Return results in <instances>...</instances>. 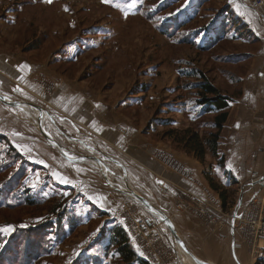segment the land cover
Instances as JSON below:
<instances>
[{
	"label": "rangeland",
	"instance_id": "obj_1",
	"mask_svg": "<svg viewBox=\"0 0 264 264\" xmlns=\"http://www.w3.org/2000/svg\"><path fill=\"white\" fill-rule=\"evenodd\" d=\"M9 6L19 11L17 15H6ZM241 13L245 12L237 0H1L0 43L49 59L53 68L48 70L55 76L37 80L40 87L41 79L56 84L51 93L43 90L46 96L68 81L109 94L124 109H133L137 118L147 116L142 127L149 121L157 131L154 138L178 153L184 152L165 137L168 131L194 128L202 136L214 132V117L192 115L200 81L190 76L194 70L203 72L231 100L218 158L206 159L218 174L227 167L232 170L233 198L248 201L264 179V39ZM236 23L246 26L242 34V27L234 28ZM8 35L15 37L12 43ZM11 97L7 99L22 101ZM38 106L46 112L42 117L33 108L0 103V264H128L106 247L108 231L114 225L124 227L133 202L145 209L128 194L132 189L124 167L100 148L97 139L69 131L70 125L56 117L58 112ZM43 129L78 159L75 162L97 169L90 170L110 192L109 202L87 197L78 178L62 184L44 166L47 154L34 148L29 153L27 138L35 137L66 159L45 139ZM82 156L97 157L105 164L98 166ZM215 182L220 188L229 187L224 181V187ZM27 197L36 205L28 206ZM155 216L171 239L169 245L159 232L164 244L176 253L171 264H188L165 223ZM25 242L32 244L23 260L20 249ZM9 251L13 255H7Z\"/></svg>",
	"mask_w": 264,
	"mask_h": 264
},
{
	"label": "crops",
	"instance_id": "obj_2",
	"mask_svg": "<svg viewBox=\"0 0 264 264\" xmlns=\"http://www.w3.org/2000/svg\"><path fill=\"white\" fill-rule=\"evenodd\" d=\"M237 4L245 12L241 13L242 17L248 23L256 26L257 28L253 27L254 31L264 39V6L254 9L251 0H237ZM17 11L9 6L6 15L15 16ZM14 39V36H7L9 43H12ZM0 44L4 46L1 47L0 45V94L2 96L6 98L15 96L17 100L40 104L48 110L50 108L51 112H58L56 117L62 120V123L70 125L67 126L69 131H75L84 139L86 137L97 139L100 148L102 150L106 148L111 158L124 167L123 170L132 191L161 210L169 218L186 247L202 261L210 264H255L249 250L234 233L230 220L210 229L191 211L180 212L176 209L177 197L187 192L193 193L202 200L207 199L204 192L209 185L204 173L207 172L208 158L202 164L185 153L174 151L169 143L157 141L154 138L157 131L153 125L149 124V121L145 127H142L143 120L147 116H143L141 119L137 118L136 112H131L133 109H124L123 106H120L121 102L109 94L96 93L89 88L86 90L75 86L73 81L64 83L62 80L63 83L60 84L57 92L52 96H46L37 80L43 75L51 78V80L53 75L55 76L54 71L48 70L49 66L51 69L53 68L49 59H43V56L38 53H25L19 47L16 48L8 42ZM138 122L140 125L136 124ZM71 125H74L73 128ZM27 140H29L27 143L30 146L29 153L34 148L37 152L48 155V159L43 164L62 184L74 183L73 180L78 178L87 197L100 202L103 200L109 202L111 194L98 181L100 177L95 171L96 168L91 166L95 170H90L91 168L83 166L85 165L83 162H75L78 159L73 155L71 156V153L66 150L61 151L69 161L61 158L52 146L45 144V142H39L35 137L33 139L27 138ZM89 150L93 152L92 149ZM157 150L173 153L177 160L186 165L195 182L187 181L166 170L154 157V152ZM218 155L217 152V156L213 158H218ZM222 159V157L219 158V160ZM231 172L234 173L227 167L222 174H218L213 169V165L211 168L212 177L220 183L219 185L224 187V183L229 184V187L226 186V188L231 187L225 177L226 173L235 180V175ZM95 175L98 177L96 181L93 180ZM102 176L105 179L103 174ZM161 182L168 188L166 194L159 192L158 185ZM240 202H242V196L234 199L231 212ZM130 206L135 207L131 214L137 220L149 221L151 226L154 223L157 224L158 231L171 245L168 233L162 224L158 223L159 220L151 211L146 207L141 209L134 202ZM131 244L140 256L141 251L136 247L133 240ZM178 249L188 264H195L180 247ZM184 263L175 262V264ZM148 264L152 263L148 262Z\"/></svg>",
	"mask_w": 264,
	"mask_h": 264
},
{
	"label": "built area",
	"instance_id": "obj_3",
	"mask_svg": "<svg viewBox=\"0 0 264 264\" xmlns=\"http://www.w3.org/2000/svg\"><path fill=\"white\" fill-rule=\"evenodd\" d=\"M251 2L254 9L264 6V0H251ZM40 85L47 93H51L56 88V84L47 83L45 79L40 80ZM154 157L166 170L187 181L195 182L192 173L172 154L157 150L154 152ZM258 183L259 192L248 201L240 202L231 213L224 212L219 195L210 187L204 192L207 197L205 200L188 192L178 196L176 209L180 212L191 211L210 229L230 220L234 233L249 250L251 257L262 261L264 260V179H260ZM158 189L161 194H166L168 190L164 183H160ZM123 226L140 249L143 259L152 264H171L175 260V251L164 244V238L155 223L151 226L149 221L137 220L134 215L128 213Z\"/></svg>",
	"mask_w": 264,
	"mask_h": 264
},
{
	"label": "trees",
	"instance_id": "obj_4",
	"mask_svg": "<svg viewBox=\"0 0 264 264\" xmlns=\"http://www.w3.org/2000/svg\"><path fill=\"white\" fill-rule=\"evenodd\" d=\"M234 25L236 30L240 31L239 28H243L241 30V34L246 28V26L240 23H236ZM37 47L38 46H34V49ZM190 77L198 78L200 81V83L197 84L198 96L193 102L194 112L192 115H195V119H200L202 116L205 117L209 115L214 117L212 126L214 132L202 136L198 130L194 128H187L181 132L176 130L168 131V134L165 137L171 140L172 144L180 148L182 152L204 164L208 155H211L212 157L217 156L220 135L229 117L231 100L229 97L224 96L222 92L211 81H209L203 72L194 70ZM192 115L191 117L193 118ZM168 123L169 124L166 126H170L171 121H168ZM3 139H5L4 136ZM204 176L209 184L210 189L219 195L224 212L231 213L230 209L234 202V193L230 192L232 186L230 188L225 187V189L220 188L217 186V184H215V179L211 175L205 172ZM225 177L231 185V183L234 181V178L228 175V173L225 174ZM26 203L31 207L36 205L35 200L28 197L26 199ZM108 233L109 237L107 239V250H112L119 258L128 264H148L146 261L140 258V256H138L133 246H131L132 244L130 236L122 226L114 225L110 228ZM41 239L44 240V238ZM30 244L32 243L25 242V244L21 245L20 252L23 254V260L29 255ZM37 249H41L39 245H37ZM7 255L13 254L11 251H9ZM258 264H264V260Z\"/></svg>",
	"mask_w": 264,
	"mask_h": 264
},
{
	"label": "water",
	"instance_id": "obj_5",
	"mask_svg": "<svg viewBox=\"0 0 264 264\" xmlns=\"http://www.w3.org/2000/svg\"><path fill=\"white\" fill-rule=\"evenodd\" d=\"M0 103L3 104V105H5V106H7V107L18 108V109L21 106H25V107H28V108H33L35 110H38V112L40 113V115H42V113L44 112V110L41 107H39L38 105H36V104H32V103L24 102V101H19V102H17V101H15V102L14 101H10L6 97L2 96L1 94H0ZM41 133L45 137L46 140H48L49 142L53 143L54 146L57 147L60 150V152L62 153L61 150H63V148L61 146H59V144L55 141V139L48 132L44 131V129H43V132L41 131ZM79 142H81L82 144H84V141H79ZM64 157L67 160H69L66 156H64ZM82 158L85 159V160L93 161L98 166H100L99 164L103 163V161L99 160V158H97V157L82 156ZM105 180L108 183V185H110L109 184V180L107 179L106 176H105ZM111 187L113 188L114 186H111ZM116 190L119 191V192H121V193H125L123 189L120 190V189L116 188ZM130 195L135 200L139 201L143 206H145L149 211H152L153 213H155V215H157L165 223V225L167 226V228L169 230V233L171 234L173 240L176 242L177 246L180 247L185 254L189 255L191 257V259L195 262V264H210L208 262H204L201 259H199L197 256H195L186 247V245L184 244V242L180 238L179 234L175 231V229H174L172 223L170 222L169 218L161 210H159L158 208H156L153 205H151L146 199H144L142 196H140L135 191H131ZM232 228H233V231H234L233 224H232Z\"/></svg>",
	"mask_w": 264,
	"mask_h": 264
},
{
	"label": "snow or ice",
	"instance_id": "obj_6",
	"mask_svg": "<svg viewBox=\"0 0 264 264\" xmlns=\"http://www.w3.org/2000/svg\"><path fill=\"white\" fill-rule=\"evenodd\" d=\"M49 2H51V0H49ZM104 2L105 3H108L109 2V0H104ZM59 178V177H58ZM162 183V182H161Z\"/></svg>",
	"mask_w": 264,
	"mask_h": 264
},
{
	"label": "bare ground",
	"instance_id": "obj_7",
	"mask_svg": "<svg viewBox=\"0 0 264 264\" xmlns=\"http://www.w3.org/2000/svg\"><path fill=\"white\" fill-rule=\"evenodd\" d=\"M21 107H22V106H21ZM21 107H20V108H21ZM109 184L112 186V184H111V183H109ZM130 193H131V192H129L128 194L130 195ZM193 264H194V263H193Z\"/></svg>",
	"mask_w": 264,
	"mask_h": 264
}]
</instances>
